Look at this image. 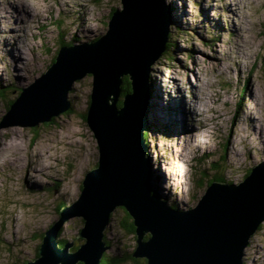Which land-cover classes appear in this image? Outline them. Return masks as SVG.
<instances>
[{
  "label": "rangeland",
  "instance_id": "obj_1",
  "mask_svg": "<svg viewBox=\"0 0 264 264\" xmlns=\"http://www.w3.org/2000/svg\"><path fill=\"white\" fill-rule=\"evenodd\" d=\"M166 3L170 48L149 74L150 187L168 205L188 210L210 179L238 185L264 163V0ZM117 8L121 0H0V122L62 44L99 39ZM92 88V75L77 81L69 93L71 113L32 135L0 134V264L39 256L60 205L78 200L87 172L96 167L99 147L84 118ZM200 113L206 128H198ZM188 138L194 144L187 145ZM126 214L117 208L105 231L109 255L136 247L123 227ZM83 227L82 217L68 219L59 240L73 242L74 251L85 243L75 239ZM248 246L244 264H264V222Z\"/></svg>",
  "mask_w": 264,
  "mask_h": 264
},
{
  "label": "water",
  "instance_id": "obj_2",
  "mask_svg": "<svg viewBox=\"0 0 264 264\" xmlns=\"http://www.w3.org/2000/svg\"><path fill=\"white\" fill-rule=\"evenodd\" d=\"M108 30L92 42L62 46L52 65L22 89L0 122V134L32 135L72 108L69 93L93 77L86 121L99 147V160L87 172L78 200L60 211L44 233L39 256L26 264H101L111 248L105 231L117 208L135 226V259L145 264H244L251 238L264 222V163L240 184L209 185L196 207L175 209L150 187L145 138L149 130L151 66L167 50L170 17L166 0H121ZM132 90L123 96L124 78ZM82 217L75 238L85 243L71 251L59 235L68 219ZM74 239V240H75Z\"/></svg>",
  "mask_w": 264,
  "mask_h": 264
},
{
  "label": "trees",
  "instance_id": "obj_3",
  "mask_svg": "<svg viewBox=\"0 0 264 264\" xmlns=\"http://www.w3.org/2000/svg\"><path fill=\"white\" fill-rule=\"evenodd\" d=\"M114 10H115V9H114ZM114 10H113V11H114ZM113 11L111 12L110 16H112ZM63 45H64V44H62V46H63ZM62 46H61V47H62ZM169 48H170V44H169V42H168V43H167V49H169ZM54 60H55V59H53V62H54ZM53 62H52V63H53ZM122 89H123V96H122L121 101L119 102V106H120V107L122 106L123 98L125 97V95L128 94V93H130L131 90H132V87H131V81H130V79H129L128 76L124 78V83H123V85H122ZM1 93H2V92L0 91V95H1ZM13 102H14V101H12V102L10 103L8 109L10 108V106H11V104H12ZM71 111H72V108L70 109V111L67 112V114L71 113ZM84 118L86 119V116H85ZM146 136H147V134L145 135V138H146ZM146 140H147V139H146ZM251 171H252V168L249 170V172L247 173L246 177L250 174ZM246 177H245V178H246ZM214 182H218V183H229V184H232V183H233V182H231V181H229V180H227V179H225V178H221V177L216 176V177L210 179L209 181H207L208 186L211 185V184H213ZM152 194L158 196V195H157V192L154 191V190H152ZM162 201H164V200H162ZM65 206H66V204H61L60 207H59V209H58V211L60 212L61 209L64 208ZM171 207L176 208V206H174L173 204H171ZM126 217H127V218L125 219V221H124V223H123V227H124V229L127 231L128 234H130V235L134 236V238H136V236H135V230H136V229H135V226H134V224H133V220H132V218L130 217V215H129L128 213L126 214ZM60 235H61V233H60ZM60 241H61V240H60ZM66 243H67L66 240H62V241H61V245H62V246H64ZM107 245L110 246V247H112L111 243H109V242H107ZM74 249L76 250V249H78V247H77V248H74ZM126 260L133 261V264H145V263H146L145 260H141V259H135V258H133V257H132V253H131V254L120 255V256H115V255H109V253H108V251H107V252L104 254V257H103V259H102V261H101V264H119V263H122V262H124V261H126ZM26 263H27V262H26ZM26 263H24V264H26ZM79 264H82V263H79Z\"/></svg>",
  "mask_w": 264,
  "mask_h": 264
},
{
  "label": "bare ground",
  "instance_id": "obj_4",
  "mask_svg": "<svg viewBox=\"0 0 264 264\" xmlns=\"http://www.w3.org/2000/svg\"><path fill=\"white\" fill-rule=\"evenodd\" d=\"M231 2H233V4L237 7V4L234 2V1H231ZM238 8V7H237ZM239 9V8H238ZM239 29V28H238ZM20 53L22 54V55H25L21 50H20ZM20 63L21 64H23V60L21 61V59H20ZM25 64V63H24ZM203 116V113H200V114H197L196 115V122H199L200 121V118ZM204 117V116H203ZM197 126H194V129H197L196 128ZM201 128V127H203V128H206L207 127V124H206V122L205 121H203V122H199L198 123V128ZM186 144L187 145H192V144H194V141L193 140H191V138H188V141L186 142ZM187 149H186V155H187ZM186 155L184 156V158L186 157ZM159 198V197H158ZM160 199V198H159ZM247 247H249V246H247Z\"/></svg>",
  "mask_w": 264,
  "mask_h": 264
}]
</instances>
